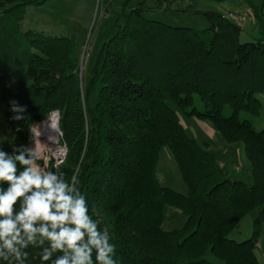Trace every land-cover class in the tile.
I'll list each match as a JSON object with an SVG mask.
<instances>
[{"label": "trees", "instance_id": "16d2710c", "mask_svg": "<svg viewBox=\"0 0 264 264\" xmlns=\"http://www.w3.org/2000/svg\"><path fill=\"white\" fill-rule=\"evenodd\" d=\"M47 1L0 0V105L15 142H28V127L58 112L66 155L47 171L62 172L68 182L78 177L88 214L115 246V264H259L264 130L244 117L258 113L264 93V0H247L259 37L243 43L242 28L223 14L197 10L200 0L154 6L140 0L101 46L85 80L72 38L20 31L26 8ZM156 11L202 15L209 27L195 31L144 18ZM13 100L26 107L25 119H11ZM181 115L209 123L226 145L242 144L251 183L231 178L208 145L188 137ZM165 148L183 193L161 184ZM166 208L185 218L182 227L163 228ZM253 213L251 237L230 239ZM42 250L29 245L26 258L0 257V264H51L42 261ZM92 259L97 264L95 252Z\"/></svg>", "mask_w": 264, "mask_h": 264}, {"label": "rangeland", "instance_id": "374dc122", "mask_svg": "<svg viewBox=\"0 0 264 264\" xmlns=\"http://www.w3.org/2000/svg\"><path fill=\"white\" fill-rule=\"evenodd\" d=\"M124 1L49 0L41 6L26 8L24 20L20 24V31L21 33L33 31L47 37L72 38L76 43L75 52L79 58L80 75L85 80L101 46L115 35L116 25L122 26L124 24V13L128 14L140 2V0H127V4L123 8ZM155 1L149 0L146 4L154 6ZM255 2L257 1L255 0ZM188 4V1H185L180 7L184 9ZM196 9L201 12L219 13L224 16L231 14L234 16V22L242 28L241 43L253 42L259 37L258 25L255 23L253 12L247 0H200ZM144 18L171 27L189 28L195 31H203L209 27V23L202 15L156 11L145 13ZM259 98L261 107L258 113L244 117L252 121L255 130L258 132L264 130V93ZM179 119L187 136L195 139L200 146L208 145L209 151L217 157L219 164L224 165L227 171L231 172L235 166L241 168V173L234 174L235 176L230 174L231 178L251 183V178L249 179L246 175L249 165L242 144L226 145L207 122H201L193 118L188 119L182 115ZM41 123H33L28 127V142L15 143L11 140V129L5 121V106L0 105V150L11 155L14 148H34L32 128ZM60 137L59 134L58 149L63 146L60 144ZM239 153H241V157H239ZM55 159L56 156L52 152H43L38 163L44 171H47L49 164L51 161L54 162ZM243 165H246V169ZM157 173L164 187H169L180 193L184 192L179 171L167 148L163 149L160 154ZM164 217L163 228L165 230L179 229L185 221V218L178 211L169 208L165 209ZM169 217L171 222L167 221ZM255 217V213L243 217L238 228L229 235V238L236 242H242L250 238L252 235V222ZM261 249L264 253V242H262ZM256 256L259 260L261 256L259 250H256ZM263 256L262 259L264 260Z\"/></svg>", "mask_w": 264, "mask_h": 264}, {"label": "clouds", "instance_id": "9594fccd", "mask_svg": "<svg viewBox=\"0 0 264 264\" xmlns=\"http://www.w3.org/2000/svg\"><path fill=\"white\" fill-rule=\"evenodd\" d=\"M10 104L11 119H25L26 107L15 100ZM32 132L39 137L37 127ZM38 142L31 149L14 148L11 155L0 150V183L7 185L0 189V257L21 261L32 245L42 247V261L51 264H93V252L97 264H115V246L88 214L78 177L68 182L62 172L44 171ZM57 252L62 255L52 259Z\"/></svg>", "mask_w": 264, "mask_h": 264}, {"label": "bare ground", "instance_id": "6f19581e", "mask_svg": "<svg viewBox=\"0 0 264 264\" xmlns=\"http://www.w3.org/2000/svg\"><path fill=\"white\" fill-rule=\"evenodd\" d=\"M50 122L54 129L50 126ZM36 127L38 128L40 135L39 137H36L35 134L33 135L34 147L36 140L39 139L40 142H38L37 151L40 154L43 152H50V153L52 152V154L57 157L60 150L57 148V144L59 141L58 139L59 132L57 128L56 117L52 116L48 120L37 125Z\"/></svg>", "mask_w": 264, "mask_h": 264}, {"label": "crops", "instance_id": "0c3cea01", "mask_svg": "<svg viewBox=\"0 0 264 264\" xmlns=\"http://www.w3.org/2000/svg\"><path fill=\"white\" fill-rule=\"evenodd\" d=\"M11 129V128H10ZM11 131V135H12V138H11V140L13 141V142H15V140H14V133H13V131H12V129L10 130ZM16 143V142H15ZM239 157H241V153H239ZM241 171L242 170H239L238 172H233V170L229 173V174H232V176H235L234 174H237V173H241ZM243 173V172H242ZM247 176H248V178L250 179V174H249V172L246 174ZM262 242H264V228L262 229V231H261V235H260V238H259V241H258V244H259V248L257 249V250H259L260 252H261V256H260V259L264 262V260L262 259V256H263V252L261 251L262 249H261V245H262ZM259 259V260H260ZM261 261V262H262ZM260 261H259V264H264L263 262L261 263Z\"/></svg>", "mask_w": 264, "mask_h": 264}, {"label": "built area", "instance_id": "2783aa9c", "mask_svg": "<svg viewBox=\"0 0 264 264\" xmlns=\"http://www.w3.org/2000/svg\"><path fill=\"white\" fill-rule=\"evenodd\" d=\"M227 17L230 18L231 20H235L234 16H232L231 14H227ZM60 152L58 154V156L56 157L55 161H54V168H56L59 164H61L65 158L66 155V148L65 146H61V149H59ZM257 248H259V244L257 243ZM264 258V256H263Z\"/></svg>", "mask_w": 264, "mask_h": 264}, {"label": "water", "instance_id": "95a60500", "mask_svg": "<svg viewBox=\"0 0 264 264\" xmlns=\"http://www.w3.org/2000/svg\"><path fill=\"white\" fill-rule=\"evenodd\" d=\"M52 116H55V117H56L57 128H58V131H59V124H58V121H59V114H58V112H54V113L52 114ZM52 116H51V117H52ZM59 134H60V136H61L60 131H59Z\"/></svg>", "mask_w": 264, "mask_h": 264}]
</instances>
